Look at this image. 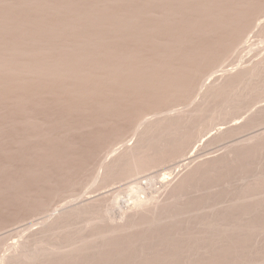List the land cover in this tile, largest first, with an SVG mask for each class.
Masks as SVG:
<instances>
[{
    "label": "rangeland",
    "instance_id": "rangeland-1",
    "mask_svg": "<svg viewBox=\"0 0 264 264\" xmlns=\"http://www.w3.org/2000/svg\"><path fill=\"white\" fill-rule=\"evenodd\" d=\"M0 264H264V0H0Z\"/></svg>",
    "mask_w": 264,
    "mask_h": 264
},
{
    "label": "bare ground",
    "instance_id": "bare-ground-1",
    "mask_svg": "<svg viewBox=\"0 0 264 264\" xmlns=\"http://www.w3.org/2000/svg\"><path fill=\"white\" fill-rule=\"evenodd\" d=\"M112 4H113V3H112ZM113 5H114V4H113ZM113 5H112V6H113ZM111 8H112V7H111ZM113 9H115V8H113ZM110 11L112 12L111 9H110ZM110 11H109V14H110ZM113 11H114V10H113ZM111 15H112V14H111ZM109 17H110V16H109ZM111 18H113V16H112ZM201 85H202V84H201ZM202 157H203V156H202ZM202 157H198V158H202ZM208 157H209V156H208ZM196 158H197V157H195V159H196ZM192 159H193V158H192ZM195 159H194V160H195ZM208 159H209V158H208ZM208 159H207V160H208ZM194 160H193V161H194ZM201 160L204 161L205 159H204V160L201 159ZM197 161H198V160H197ZM190 162H191V160H190ZM195 163H196V162H195ZM203 163H204V162H203ZM99 168H100V167H99ZM140 178H141V177H140ZM142 178H143V176H142ZM142 178H141V180H142ZM144 178H145V177H144ZM147 178H148V177H146L145 180H146ZM134 180L137 181V182H139V181L136 180V179H134ZM143 180H144V179H143ZM143 180H142V182H139V184H142L143 186H144L146 183H148V184H147L148 186H149V184H150V185L152 184V182H151L152 180L150 181L151 183H150L149 181H144V182H143ZM147 180H148V179H147ZM163 181H164V180H163ZM153 184H154V183H153ZM153 184H152V185H153ZM159 184L161 185V184H162V181H160ZM137 185H138V184H137ZM134 186H136V184H135ZM148 186H147V187H148ZM161 186H162V185H161ZM147 187H146V188H147ZM165 187H166V186H165ZM135 188H136V187H135ZM140 188H141V185H140ZM142 188H143V187H142ZM142 188H141V189H142ZM150 188H151V187H150ZM157 188H159V186H158ZM138 189H139V187L137 186V189H136V190H138ZM143 189H145V186H144ZM143 189H142V190H143ZM136 190H135V191H136ZM138 191H141V190L139 189ZM91 192H92V191H91ZM91 192H90V193H91ZM100 192H102V191H100ZM88 193H89V192H88ZM90 193H89V195H90ZM102 193H103V192H102ZM107 193H108V192H107ZM97 194L99 195L98 192H97ZM98 195H97V196H98ZM90 196H91V195H90ZM90 196H88V197H89V202L93 201V200L90 198ZM86 197H87V196H84L83 201H84V199H86ZM91 197L94 199L95 195L93 196V194H92ZM95 199H96V197H95ZM95 199H94V200H95ZM90 200H91V201H90ZM79 201H81V199H80ZM86 201H88V200H86ZM86 201H85V202H86ZM81 202H82V201H81ZM85 202H84V203H85ZM156 202H157V201H156ZM86 203H87V202H86ZM143 203H144V201H143L142 199H138V201H137L135 204L137 205V207H138V206L141 207V205H142V206L144 205ZM158 204H159V203H158ZM71 205H72V204H71ZM144 206H145V205H144ZM151 206H152V205H151ZM72 207H73V206H72ZM145 207H146V206H145ZM155 207H156V205H155ZM142 208H143V207H142ZM149 208H150V207H149ZM149 208H148V209H149ZM140 209H141V208H139V211H140ZM153 209H154V208H153ZM142 210H143V209H142ZM135 211H136V207H135ZM137 211H138V210H137ZM149 211H150V210H149ZM133 212H134V211H133ZM53 214H55V213H53ZM53 214H52V215H53ZM104 214H105V213H104ZM52 215H51V216H52ZM106 215H108V214L106 213V214H105V217H106ZM122 215H123V214H122ZM136 215H137V214H136ZM128 217H129V216H128ZM102 218H103V217H102ZM108 218H109V217H108ZM108 218H107V221H108ZM130 218H132V217H130ZM109 220H110V218H109ZM108 222H110V221H108ZM36 227H37V226H36ZM38 227H40V225H39ZM33 228H34V227H33ZM33 228H32V229H33Z\"/></svg>",
    "mask_w": 264,
    "mask_h": 264
}]
</instances>
